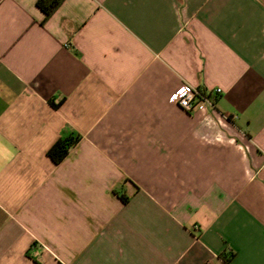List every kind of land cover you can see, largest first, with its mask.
I'll return each instance as SVG.
<instances>
[{
	"label": "crops",
	"instance_id": "obj_1",
	"mask_svg": "<svg viewBox=\"0 0 264 264\" xmlns=\"http://www.w3.org/2000/svg\"><path fill=\"white\" fill-rule=\"evenodd\" d=\"M0 264H264V0H0Z\"/></svg>",
	"mask_w": 264,
	"mask_h": 264
},
{
	"label": "built area",
	"instance_id": "obj_2",
	"mask_svg": "<svg viewBox=\"0 0 264 264\" xmlns=\"http://www.w3.org/2000/svg\"><path fill=\"white\" fill-rule=\"evenodd\" d=\"M221 94L220 88L213 90H201L183 84L176 90L172 104L186 112H204L207 108L215 109L216 101Z\"/></svg>",
	"mask_w": 264,
	"mask_h": 264
},
{
	"label": "trees",
	"instance_id": "obj_3",
	"mask_svg": "<svg viewBox=\"0 0 264 264\" xmlns=\"http://www.w3.org/2000/svg\"><path fill=\"white\" fill-rule=\"evenodd\" d=\"M63 0H37V6L45 14V19L49 18L61 5ZM77 137L59 139L49 150L48 155L54 163L61 162L68 154L69 149L75 145Z\"/></svg>",
	"mask_w": 264,
	"mask_h": 264
}]
</instances>
